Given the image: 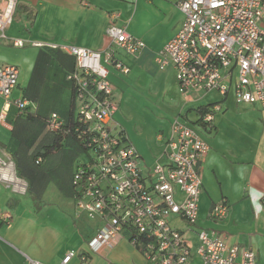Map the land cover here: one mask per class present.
Instances as JSON below:
<instances>
[{"label": "built area", "instance_id": "obj_1", "mask_svg": "<svg viewBox=\"0 0 264 264\" xmlns=\"http://www.w3.org/2000/svg\"><path fill=\"white\" fill-rule=\"evenodd\" d=\"M17 2L0 0V40L6 39ZM177 7L183 21L155 54L157 68L173 67L182 93L232 94L237 104H258L264 113V0H179ZM105 35L109 46L101 52L60 47L75 60L74 71L66 76L72 91L71 114L66 123L55 113L47 121L50 132L71 136L89 158L80 161L72 177L74 208L102 225L88 240L86 253L79 255L82 262L87 261V254L112 248L125 237L148 264H189L192 254L201 264H257L251 250L228 246L215 232L193 230L202 188L200 163L209 151L194 129L176 118L165 137L166 162L156 161L151 168L142 169L138 152L114 121L118 107L107 66L127 74L128 68L115 59L114 51L133 56L145 45L115 24L108 26ZM11 44L24 46L18 39ZM18 75L16 66H0V98L6 107L0 121L7 114ZM13 104L21 111L29 102L20 98ZM203 120L209 123L212 114L204 115ZM163 138L157 135L158 140ZM0 183L16 195L27 192V182L18 177L14 161L2 153ZM226 211L218 204L208 216L218 221ZM177 222L194 232L195 246ZM74 256L69 251L60 264Z\"/></svg>", "mask_w": 264, "mask_h": 264}, {"label": "crops", "instance_id": "obj_2", "mask_svg": "<svg viewBox=\"0 0 264 264\" xmlns=\"http://www.w3.org/2000/svg\"><path fill=\"white\" fill-rule=\"evenodd\" d=\"M178 1L18 0L14 20L5 32L4 41L11 43L12 40L22 39V48L28 45L38 50L36 57L40 51L55 57L49 65L36 71L34 56L25 88L17 94L15 89L19 87V83L17 84L12 92L7 114L0 121V143L3 145L0 153L14 161L17 175L28 183L27 192L23 196L27 199L23 202V209L14 199L16 194L11 191L13 195L9 192V196L0 193V203L3 204L0 215L11 221L3 224L5 219L1 220L3 242L0 247L4 257L0 259V264H27V259L41 264H60L69 251H74L76 256L67 264H148L125 237L119 239L112 248H102L96 253L87 254V261L82 262L79 255L86 253L88 240L102 225L98 220L92 221L93 226L85 230L89 231L86 237L71 225L73 221L70 224L66 222L65 225L69 228L67 246L63 250H55L53 243L59 240L58 235L52 226H44L41 221L36 220V202L41 201L48 188L52 187L60 209L73 214L74 199L70 181L80 164V155L74 161V167L65 181L57 174V168L52 163L59 161L53 159L55 157H68L65 154L68 152L67 147L39 157L41 161L36 166L33 156L37 152H44L40 144L43 133L32 148L27 149L22 145L20 138L29 122L18 117L17 108L13 104L14 100L27 95L32 99V103L28 101L29 113H56L61 119H69L72 92L65 75L71 70L74 58L59 48L75 46L104 51L109 46L105 32L110 24L124 27L132 37L145 45L143 50L133 56L114 51L115 59L128 68L127 74L118 72L111 65L107 66L117 107L120 105V94L126 93L133 85L136 87L141 78L149 80L152 77L156 79V85L158 82L162 86L168 84L178 92L184 104L182 111L189 108L191 112L185 113L184 120L180 119L188 125L191 122L187 117L194 115L193 123L204 129L202 140L208 145L209 151L200 163L202 188L198 220L193 230L215 232L226 245L251 250L256 256L257 264H264V113L258 104H237L232 94L222 97L215 92L193 90L182 93L175 82L173 67L160 70L162 72L156 71L158 68L153 60L155 54L178 32L183 21L177 7ZM2 65L6 64L0 61V66ZM211 93L214 97L210 105L194 107L202 97ZM125 96L126 94L122 97ZM0 102L3 111L6 109L5 103L1 98ZM215 106H218V111ZM208 113L212 114V120L206 123L203 119ZM172 122L167 127V132H160L164 136L163 140H158L156 136L153 143L148 140L140 142L137 136H130L121 130L138 154L148 151L156 161L166 162L163 146ZM51 139V135H48L46 142L51 143ZM50 169H53V177L50 176ZM218 204L227 208L226 214L218 221L211 220L209 212ZM19 209L22 212L17 217ZM181 230L186 231V238L195 246V234L187 231L185 225ZM189 264H201V261L192 254Z\"/></svg>", "mask_w": 264, "mask_h": 264}, {"label": "rangeland", "instance_id": "obj_3", "mask_svg": "<svg viewBox=\"0 0 264 264\" xmlns=\"http://www.w3.org/2000/svg\"><path fill=\"white\" fill-rule=\"evenodd\" d=\"M13 18L12 20H14ZM15 23L17 24V21ZM5 41L3 40V42L0 43V61L4 64L14 65L18 68L19 87L15 89V93L18 94L21 89L25 88L27 84V80L30 76L29 66L35 60L38 50L29 47L28 45L24 48H15L11 45V43ZM22 41L24 42V40ZM156 71L162 72L158 69H156ZM154 77L157 78L158 76ZM175 92V89L172 88L171 85L164 84V86H162L159 84V82L156 85V79H153L152 77L149 80L141 78L136 83V87L133 85L127 90L126 93H124L126 94L124 98L122 97L124 94L119 95L120 105L118 106V112L114 117V121L118 124V128L123 129L126 133H128V135H133V137L137 136L139 138L138 141L143 142L148 140L149 142L153 143L156 139V136L159 135L161 131L167 132V127L170 126V123L173 120L176 118L183 119L185 113L191 112L189 111V108H186L184 111H182L184 104L182 103L178 92H176V94ZM213 97L214 95H212V93L205 95L202 97L200 103L194 107L207 104L210 105ZM1 109L2 103L0 102V113ZM194 117V115H189L187 118L191 123L187 124L190 125V127L194 129L202 139L204 129L200 125L197 126L195 123H193L195 122V120H193ZM182 119H180V121L184 122V119ZM167 134L168 133H166V135ZM1 144L2 143H0V148L3 146ZM65 154H68V157H55L53 159H59V161L52 163V165L57 168V174L61 175L63 181L67 179V175H69V172H71V169L74 167V161H76V159L73 158L72 152H65ZM139 156L141 158V167L144 170L151 168L157 160L153 155H150L148 151L142 152V154H139ZM80 161L82 163L88 162L89 158L86 154L80 153ZM157 162L164 164V161L161 160ZM50 176L53 177V169H50ZM53 189L54 188L49 187L46 195L42 197L41 201L37 200L36 208L34 206L36 212L35 215L37 221H41L44 226H52L53 229L56 230V234L58 235L57 238H59V240L53 243L54 248L55 250H63L67 246L66 238L69 234V228L65 225L66 222L70 224L73 221L71 225L74 226L76 230H80V235L86 237V235H89V231L85 232V230L90 226L92 227L94 224L92 221H96L97 219H88L83 213L77 212L75 208L73 209V214L69 211L67 212L60 209V206L56 202L55 196L53 195ZM9 192V189L5 188L3 184H0L1 195L9 196ZM23 196L24 195H14V199L20 203L22 209L24 200H27ZM2 205L3 204L0 203V212L2 210ZM22 209L17 211V217L21 214ZM77 214H80V216L77 217ZM2 219H5L4 222L1 221ZM1 222L3 224H9L11 221H7L5 216L3 218L1 214L0 230L3 228ZM175 225L178 227V229H182L184 223L177 222ZM2 236L3 233L1 232L0 243L3 242ZM2 251L3 250L0 247V259L4 257Z\"/></svg>", "mask_w": 264, "mask_h": 264}, {"label": "trees", "instance_id": "obj_4", "mask_svg": "<svg viewBox=\"0 0 264 264\" xmlns=\"http://www.w3.org/2000/svg\"><path fill=\"white\" fill-rule=\"evenodd\" d=\"M54 57L55 56L53 54H47L46 52L40 51L36 57V64H35L34 70L37 71V70L43 69V66L49 65L50 62L54 60ZM74 69H75V60H74V63H73L71 70L66 73L65 79L69 73L74 71ZM68 83L70 84V82H68ZM70 88H71V84H70ZM22 99H25V100L32 103V99H30L29 96H27V95L26 96L24 95L22 97ZM71 102H72V94H71V99H70V106H71ZM29 109H30V105L21 111L17 110L18 111V117H22L29 122L27 127L23 130L24 134L20 138V142H22V145L26 146L27 149H30L36 144V141H37V138L39 137V135L43 133V135L41 137L42 142H40V144H41V147L44 148V152L43 153L37 152L33 156V163H35L36 166L41 161L39 159V157H44L45 154L52 153V152H54V151H56L62 147H67L66 151L68 149L69 153L72 152L73 158H75V159H77L79 157L80 153H83L82 149L80 148V145L77 144L76 141L73 138H71V136L62 137L60 135H57L56 133L50 132L47 129V121H48V119L52 113H50V114H44V113L31 114V113H29ZM70 114H71V110H70ZM61 120L64 123H66V121L68 119L65 120L64 118H62ZM206 123H208V122H206ZM48 135H51V137H52L51 143L46 142V137ZM73 174L71 176L70 182H71V188H72V198L74 199L75 190H74V186L72 184ZM18 177L23 179L20 175H18ZM23 180H25V179H23ZM27 185H28V183H27Z\"/></svg>", "mask_w": 264, "mask_h": 264}]
</instances>
